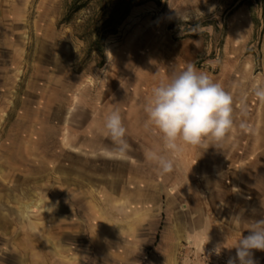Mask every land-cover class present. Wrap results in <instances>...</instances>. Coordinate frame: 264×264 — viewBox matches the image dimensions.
Here are the masks:
<instances>
[{
	"label": "rangeland",
	"instance_id": "1",
	"mask_svg": "<svg viewBox=\"0 0 264 264\" xmlns=\"http://www.w3.org/2000/svg\"><path fill=\"white\" fill-rule=\"evenodd\" d=\"M189 63L232 94L234 127L161 174L144 104ZM254 85L264 0H0V264H227L264 218ZM113 111L125 159L104 127Z\"/></svg>",
	"mask_w": 264,
	"mask_h": 264
},
{
	"label": "clouds",
	"instance_id": "2",
	"mask_svg": "<svg viewBox=\"0 0 264 264\" xmlns=\"http://www.w3.org/2000/svg\"><path fill=\"white\" fill-rule=\"evenodd\" d=\"M252 92L264 103V85H254ZM143 111L147 117L145 127L160 137L164 150L163 153L148 152L146 159L154 162L161 174L174 170L175 161L186 147L219 145L234 127L232 94L191 63L179 72H173L167 81L157 84ZM104 127L114 145V158L125 159L130 145L125 139L127 129L120 112H111L105 118ZM239 127L245 132L252 130L245 122ZM48 204L49 201L45 211L54 212L56 205L49 207ZM247 232V236L242 235L233 247L228 248H235L236 254L229 257L227 264H257L254 250L264 252V218L252 222ZM222 245L213 249L217 256L224 249Z\"/></svg>",
	"mask_w": 264,
	"mask_h": 264
}]
</instances>
